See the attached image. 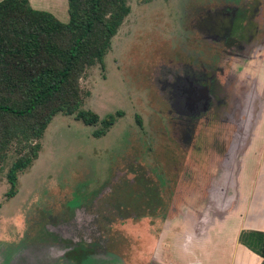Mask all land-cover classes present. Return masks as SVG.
I'll use <instances>...</instances> for the list:
<instances>
[{"label":"rangeland","instance_id":"rangeland-1","mask_svg":"<svg viewBox=\"0 0 264 264\" xmlns=\"http://www.w3.org/2000/svg\"><path fill=\"white\" fill-rule=\"evenodd\" d=\"M29 2L62 22L68 21L66 0ZM217 2L230 6L225 8L230 13L234 6L251 5L248 0H127L130 13L112 38L104 65L89 68L80 80L88 93L82 108L96 112L100 118L113 114L115 123L105 135L96 137L93 132L100 124L85 125L74 115L54 116L40 139L38 157L18 175L12 196L7 195L10 184L6 172L15 155L9 152L0 168V264H187L195 255L200 256L198 264H237L234 244L238 241L229 236L236 226L231 213H218L197 247L195 241L192 247H181L195 216L189 214L191 210L175 217L176 227L169 228L178 241L169 247L163 240L167 244L162 247L166 263L155 260L154 245L169 221L164 196L155 197L149 191L154 181L148 170L151 175L157 173L149 164L153 156L150 146L163 141L167 118L162 108L163 89L156 82L171 68L170 62H181L179 49L192 43L191 33L195 43L196 17L203 14V25L210 27L222 15L223 9L215 8ZM250 28L252 34L254 26ZM256 38L255 44L262 46L253 45L244 52L245 57L221 62L223 75L218 76L226 80L224 84L230 81L228 86L248 82L254 92L252 106L247 107L245 116L238 109L230 112L234 127L224 126L232 133L221 127L217 134L212 130L200 133L219 151L229 134L227 140L231 138L236 144L234 156L227 162L221 157L224 153L209 147L206 164L192 174L197 180L214 167L216 155L221 157L220 172H232L236 167L234 173L240 185L245 176L253 180L260 172L264 174V169L260 170L264 157V153L260 155L264 152V35ZM246 92L250 95V90ZM240 114L242 119L238 118ZM162 150L166 162L172 161L173 165L177 161L179 165L181 159L183 164L177 151L167 147ZM138 167L145 181L139 200L131 188L132 181L137 186ZM117 182H122L121 188H116ZM236 190H241L238 184ZM136 197L138 204L132 203ZM204 197L203 190L187 201L196 211L205 203ZM156 203L159 205L154 207ZM205 211L204 219L211 221L216 213L211 207ZM202 225H193V240H198L195 236L202 233Z\"/></svg>","mask_w":264,"mask_h":264},{"label":"trees","instance_id":"trees-1","mask_svg":"<svg viewBox=\"0 0 264 264\" xmlns=\"http://www.w3.org/2000/svg\"><path fill=\"white\" fill-rule=\"evenodd\" d=\"M68 21L29 0H0V168L13 151L7 174L14 195L18 175L38 157L40 139L57 114L74 115L103 136L115 116L82 108L87 70L104 65L112 38L130 13L127 0H66ZM150 1V0H145ZM238 241L261 257L264 229L242 230Z\"/></svg>","mask_w":264,"mask_h":264},{"label":"flooded vegetation","instance_id":"flooded-vegetation-1","mask_svg":"<svg viewBox=\"0 0 264 264\" xmlns=\"http://www.w3.org/2000/svg\"><path fill=\"white\" fill-rule=\"evenodd\" d=\"M225 3L227 2H223V4ZM233 8L232 13L223 12L222 16H219L214 20L210 27L205 26L201 27L200 30L197 29L200 31V35H198L197 32L194 34L198 35V37L196 36L195 43L191 38L192 31L190 29L191 36L190 41H188L190 43L192 41L193 45L191 43L188 44V47L183 46L180 48L179 51L182 49V55L180 54L181 62H170L171 68H168L169 70L166 73L163 72V79L161 81L159 79L156 82L160 85L159 88L163 89L164 105L162 108L164 110V116L167 118L165 120L163 141L158 140L152 142L150 146L153 149V156L150 157L149 164L153 165L154 170L157 173H155L154 176L151 175V172L148 170V176L150 175V179H153L154 181V183H152L153 187H149V191H151L155 197L164 196V211L166 214L167 211L165 208H167V205L170 203L172 196L177 194L178 201L181 200V197L178 195L179 193L174 191L177 183L179 184L178 175H175L178 177L175 180H172V178L170 179L169 175L168 178H164V175L169 172L171 166L165 161L162 149L166 147L172 148V146L173 149H176V147L182 146L187 148L186 150H188V152L195 151V153H197L196 155L202 153L203 147L208 148L207 140H204L200 134L202 131L206 130L208 132L209 130H212L214 134H217L216 132L219 130L218 128L220 126H222L223 129L234 127L232 125L233 120H231L232 115L230 112L234 113L238 109L243 115L245 112H248L246 111L247 107L249 105L252 106L253 103L254 92H251L250 84L244 83L242 85V83L237 82L234 86H228L230 81H228L227 84H222L217 80V74L222 72L220 61L222 60V62H225L231 58L244 57V52L246 53L248 45L254 44L257 39L256 37H261L264 33V13L262 6H258L254 14L250 12L249 9L248 12L246 10L244 13L240 14L239 6H234ZM251 25L254 26L252 34V29L250 28ZM203 29L205 32L201 31ZM199 38L204 41H199ZM186 39L187 38H185V40ZM203 43H206L205 46ZM204 52H208L206 54H209V56L213 55V58L209 59L216 62V67H212L211 71L207 68L210 61H206L203 58L205 56ZM174 66H177L178 68L173 69L172 67ZM204 72L207 73V76L203 75ZM180 74H189L194 77V83H196V85H194L199 88V90L201 89V87H198L199 83L209 88L211 96L208 101V107L205 111H202L201 109L204 103V95L203 93L201 94V92L195 93L194 102H188L187 106L190 109L187 111H185L181 102L177 103V95L183 86L179 85L177 81V77ZM235 74L233 73L234 76ZM234 76L232 77L233 79H235ZM187 86L188 85H185L183 90H186V92L188 91L189 93L191 90ZM242 86L244 88H242ZM248 89H250V95L249 93L247 94L248 101H246V103L244 102V107H242L241 102L238 101V95L245 96L244 92ZM188 93L187 95L192 98ZM160 102L161 101L159 100V103ZM193 107L195 109H193ZM241 114L238 115L239 119H242ZM245 115L246 114L243 116ZM220 121L222 122L219 123ZM224 125L228 127H225ZM157 149H159V151H157ZM135 163H138L139 165L138 161H135ZM151 171H153V168ZM139 173L140 168L138 167L137 186L133 181L131 183V188L134 189V193L137 195L138 200L141 199L140 196L142 194V189L145 191V181L140 178ZM142 181H144V183ZM117 184L116 188H121L122 182H117ZM172 184H174V186ZM134 193L132 191V195ZM137 197L133 199L132 203L136 204L137 202L138 204ZM156 205L157 203L154 207H156ZM77 245L82 247L83 243Z\"/></svg>","mask_w":264,"mask_h":264},{"label":"crops","instance_id":"crops-1","mask_svg":"<svg viewBox=\"0 0 264 264\" xmlns=\"http://www.w3.org/2000/svg\"><path fill=\"white\" fill-rule=\"evenodd\" d=\"M243 1V0H242ZM249 3L251 4L250 6H246V4H243L241 6H239V13L242 14L244 13V11L248 9L250 10V12H252L253 14L256 12L255 10L257 9L258 6H262L263 9V13H264V8H263V2L261 0H248ZM215 5V4H214ZM254 5V6H252ZM222 8L224 13H228L225 11V8H229L230 6H226L222 5L220 6L219 3L217 2L216 7L215 8ZM39 7H41L39 5ZM213 7V8H214ZM211 8V9H213ZM210 8L207 10H211ZM204 10V8H203ZM206 13V11L204 12V14ZM222 16V15H219ZM228 16V15H227ZM222 18V17H220ZM196 20H198V22L195 24L194 30H196L197 34L200 35V28L201 27H205V25H203V20H204V15L201 14L199 17H196ZM213 23V22H212ZM199 29V30H197ZM192 31V29H191ZM202 32H205V30H201ZM234 33V32H233ZM196 35V36H198ZM264 35V33H263ZM262 35V36H263ZM191 35H189L190 38ZM189 39L187 38L186 41H188ZM256 42H254V44H250L248 45V49L246 50V52L248 50H250L251 46L254 45V47L258 46H262V44L260 45V43H258L259 45L255 44ZM188 47V45H185ZM183 46H181L182 48ZM264 47V46H263ZM182 51V49L180 50ZM205 56L203 57L206 61H210L209 66H207V68H209V70L211 71L212 67H216V62L214 60L211 61V59L209 58H213L212 56H209V54H206L208 52H204ZM245 57V56H244ZM222 62V60L220 61V63ZM224 63V61L222 62ZM221 66V71L224 70L223 64L220 65ZM223 72V71H222ZM222 72L220 74H217V80H219L220 83L224 84L226 83V80H220V78H218V76H222ZM233 73V72H232ZM204 76H207V73L204 72L203 73ZM237 75V74H235ZM250 76V79L252 78V76L250 74H248ZM242 80V78H241ZM177 81L179 83V85H183L181 90L179 91V94L177 95V103L181 102L183 108L185 109V111H187L188 109H190L187 104L189 101H195V93L196 92H201V94L203 93L204 95V103H203V107L201 108L202 111H205L208 107V101L210 99L211 96V92L209 90V88L205 85H202L201 83H199L198 87H201V89L199 90V88H197L195 85L196 83H194V77L190 76L189 74H180L177 77ZM183 82V83H181ZM249 84L248 82H244ZM195 84V85H194ZM246 84V85H247ZM185 85H188L187 87L190 88L191 91L186 92V90H183V87ZM249 88V86H248ZM250 88L252 89V86H250ZM250 90V89H248ZM188 94H190L192 96L189 97ZM245 96H247L245 98V96H241L240 94L238 95V101L239 102H245L247 101L248 98V93L245 91L244 92ZM203 99V98H202ZM184 104V105H183ZM193 109H195L193 107ZM196 112V110H195ZM222 128V126H220ZM220 127L218 129H220ZM237 128V127H236ZM235 128V129H236ZM223 129V128H222ZM229 131L228 133H232L233 130L228 128ZM234 129V130H235ZM229 134H227V136L225 138H223L224 141H222L221 143V147L222 149L219 151L217 148L218 147H213L212 146V141H208V148L204 147V150L202 153L196 155L197 153H195V151H190L188 152V150H186L187 148L184 147H176V149L170 148L171 150H175L177 151V155L183 159V164H182V160L178 159L179 165H177V161L175 163H173L172 165V161H168L167 163L170 164V169L169 172L166 173V175H164V178H169L172 180H175L179 177L178 181L179 184L177 183V186L175 187V192L179 193L178 195L181 197V200L178 201L177 200V194H174L171 198L170 203L167 205V208H165V210L168 213V218L167 221H169V224L166 226L167 228L165 229V231L163 233L160 234V236L158 237L154 248L156 249L155 251V260L157 261H161L163 259V261L165 262L166 260V256L165 253L162 250L163 245H169L172 246L173 242L177 239L174 235V233H170L169 228L171 230V227H176V222H177V216L181 217V215H186L190 210L191 212H189V214H193L195 215L194 218H192L193 220L191 221L192 226L190 231L196 227L193 226L195 224L200 225V223H202L203 225V231L200 234V236H195L196 239L198 240H193L191 236L192 234L190 233V231H187L184 233L183 236V240H182V248H185L186 246L192 247V243H196V247L198 246V243L200 241H202L205 237L206 232L208 231V227L209 225L214 221L215 223V219H216V215L218 213L224 214L227 213L229 215V213H231V216L234 218V220L236 221V226L235 228L229 233V236H231L230 238L235 241H238V237L239 234L242 230H263L264 229V174H262L260 172V174L258 176L255 177V179L252 180V177H250V179L248 178V176H245L243 178V183L241 182V185L238 183L237 180V175L234 173V170L236 169V167L234 168V170L231 171H224V172H220L219 171V164H220V158L224 156V159H228V161H230V157L234 156L233 152L234 149L236 148V144L232 141V139L230 138V140L228 139ZM221 138V137H220ZM227 141L228 144H227ZM218 142V140H217ZM256 144V143H255ZM171 147V146H170ZM209 147L212 149L214 148V151L216 152H221L224 153L221 157L219 155H216V164H214V167L211 169H208V172L205 171L204 173H201V176H199L198 180H197V175H192L196 170L201 169V167H203V164H206V158H207V154L209 153ZM264 153V152H260V155ZM259 155V156H260ZM237 165V164H236ZM172 166H175V168H173ZM217 166V167H216ZM225 166V165H224ZM216 168V169H215ZM215 169V171H213ZM225 169V167H224ZM264 169V157L262 156L261 158V167L260 170ZM186 171H188V173H186ZM204 171V170H203ZM202 171V172H203ZM213 171V172H212ZM178 175V177H176L175 175ZM187 174V175H184ZM189 174V175H188ZM195 180V184L193 185L192 183V176ZM193 180V181H194ZM203 185H202V183ZM237 184L238 187L241 189L240 191H237ZM174 186V184H172ZM204 190L205 193V203L201 206V208L199 210L194 211V208L192 205H190V203L187 201V199H190V197L196 193V192H201ZM212 208L214 210V212L216 213L213 217V219L211 221H206L204 219L205 214H207V212L205 210ZM197 213V215H196ZM176 217V218H175ZM200 220V221H199ZM197 222V223H196ZM219 225V224H217ZM195 232V231H194ZM218 233L221 235V231H218ZM196 234V232H195ZM223 234H225L223 232ZM189 235V236H188ZM166 238V239H165ZM167 241L166 242H163ZM178 241V239H177ZM186 241H190L189 244L186 243ZM199 241V242H197ZM190 250V249H189ZM234 256H237V264H260L261 262V257L254 253L253 251H251L250 249H248L246 246H244L243 244H241L239 241L234 244ZM199 255H195L190 260H187V264H198L200 262L199 260ZM165 258V260H164ZM166 263V262H165ZM166 264H177V263H172V262H168Z\"/></svg>","mask_w":264,"mask_h":264}]
</instances>
